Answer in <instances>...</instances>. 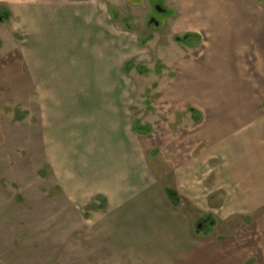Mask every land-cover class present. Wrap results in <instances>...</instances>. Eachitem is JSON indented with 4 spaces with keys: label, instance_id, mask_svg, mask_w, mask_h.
<instances>
[{
    "label": "crops",
    "instance_id": "1",
    "mask_svg": "<svg viewBox=\"0 0 264 264\" xmlns=\"http://www.w3.org/2000/svg\"><path fill=\"white\" fill-rule=\"evenodd\" d=\"M164 1V24L152 28L146 26L151 9L134 5L125 15L135 17L138 31L132 36L114 22L106 0H0V15L7 10L10 30L23 37L22 62L34 80L47 81L48 96L41 97L55 109L51 115L44 110V120L60 132L74 131L76 142L84 136L89 152L77 165L86 169L90 158L95 169L89 172L96 173L75 190L106 199L107 209L97 215L117 227L110 232L111 245L126 262L238 264L236 253L244 248L235 242L251 239L264 251V3ZM112 5L119 10L122 2ZM148 35L152 39L144 49L140 41ZM128 63L165 67L147 76L159 83L160 95L147 117L141 105L146 88L139 84L146 76L134 69L135 88L122 87ZM113 79L120 85L109 93L101 86ZM134 104L139 111H132ZM191 108L200 113L199 122ZM139 119L154 129L146 149L158 153L149 159L141 152L142 136L133 131ZM109 154L125 156L128 167L104 174L103 165L119 164ZM77 156L66 153L68 159ZM64 160L59 154L58 161ZM59 168L57 163L54 169ZM168 190L177 194L176 205ZM212 194L216 199L210 203ZM258 209L263 215L255 218L256 235L211 244L196 234L199 219L210 210L224 221Z\"/></svg>",
    "mask_w": 264,
    "mask_h": 264
},
{
    "label": "rangeland",
    "instance_id": "2",
    "mask_svg": "<svg viewBox=\"0 0 264 264\" xmlns=\"http://www.w3.org/2000/svg\"><path fill=\"white\" fill-rule=\"evenodd\" d=\"M106 1L111 7L114 22L119 23L131 36L136 34L138 27L133 24V15H125L135 9V4L140 8L146 5L151 9V16L146 21L149 28L156 25L150 23L152 18L158 23L155 27H159L160 23L164 24L167 16L164 14L167 11L164 0H121L122 6H118L123 12L112 5L113 0ZM260 1L264 3V0ZM1 15L4 18L7 14ZM10 19L11 16L0 21V264H129L117 248L111 245L110 232H115L117 227L108 224L109 218L98 217L99 211L87 210L93 203L99 206L102 202L96 198L94 200L95 193L92 191L75 190V186L82 187L83 183L88 184L94 179L96 171L89 172L95 169L94 161L87 158L86 169L78 167V159L89 152L84 136L82 142H76L80 139L71 136L74 131L71 134L70 130L68 134L63 130L60 132L53 129L52 120H44V110H48L51 115L55 109L53 102L44 103L41 97L42 92L47 95L44 90L47 81L38 84L30 66L22 62L24 58L20 46L23 37L19 32L10 30ZM185 37H182L183 41ZM150 39L152 36L148 35L140 41L143 47L138 44L145 49ZM141 65L146 68V73L134 69L139 76H146L139 84L146 88L141 97V105L147 117L154 109L152 101L160 97L156 93L159 83H150L147 76L151 73L159 75L165 67L160 63H156L154 68L148 64ZM132 71L131 74L126 72L122 85L125 90L131 91L137 83L135 71ZM119 85L120 80L113 79L103 81L101 87L109 89L111 93ZM131 109L139 111V106L134 104ZM188 112L180 115L177 122H181ZM139 121L147 125L142 119ZM150 128L152 132L143 135L141 139V152H145L148 159L150 155L158 153V150L149 152L146 149L148 138L154 131L152 126ZM68 151L73 156L78 155L77 158L68 159ZM59 154L65 159L62 163L58 161ZM113 157L118 159L119 164L103 165L100 171L106 175L123 172L127 166L125 156H108ZM57 163L62 164L63 168L55 170ZM69 174L73 175L71 181H68ZM172 192L173 198L168 196L169 201L176 205L179 199ZM119 194L115 193L117 198ZM215 199L216 194L210 195V203ZM106 209L107 206L101 211ZM262 210L242 214L245 218L236 215L224 221L216 210H210L199 219L196 234H202L205 239L211 240L207 241L211 244L225 243L234 235L242 238H245L244 235H256L260 224L254 221L257 216L263 215ZM243 223L246 229L240 227ZM120 228H124L123 225ZM241 243L235 242L237 247L244 248L241 255L236 253L238 264H264V251L262 253L257 250L259 242L248 239Z\"/></svg>",
    "mask_w": 264,
    "mask_h": 264
},
{
    "label": "trees",
    "instance_id": "3",
    "mask_svg": "<svg viewBox=\"0 0 264 264\" xmlns=\"http://www.w3.org/2000/svg\"><path fill=\"white\" fill-rule=\"evenodd\" d=\"M2 13L7 14L4 18H3L2 15H0V18L2 20H5V19L9 18L10 13L7 10L4 9V11ZM188 37L192 38L194 36L193 35H188ZM142 66L143 65H136V64H133V63H128V64H126V72L130 73L132 70H134V68H136L137 71H139L141 73H146L147 72L146 68L144 66L143 67ZM141 67L144 69V72L141 70ZM189 111L193 114L194 120L196 122H199L200 121V116H199L200 113L198 111H196L195 109H193V108L189 109ZM133 131L136 134L143 136V135H149L152 132V129L150 128V126L142 125L141 121L136 120L134 122V124H133ZM167 194L170 197V196L173 195V192L172 191H167ZM172 198H173V196H172ZM96 200L101 201L102 205L97 206L95 203H93L92 205L87 207L88 211H92L93 210V211L98 212V211H101V210L106 208L107 202H106V199L104 197H97Z\"/></svg>",
    "mask_w": 264,
    "mask_h": 264
},
{
    "label": "water",
    "instance_id": "4",
    "mask_svg": "<svg viewBox=\"0 0 264 264\" xmlns=\"http://www.w3.org/2000/svg\"><path fill=\"white\" fill-rule=\"evenodd\" d=\"M155 9L158 11V7H156ZM1 20H2V19L0 18V21H1ZM156 26H158V23H156ZM187 39H188V37H185V38H184L185 41H186ZM198 228L200 229V228H201V225L198 226Z\"/></svg>",
    "mask_w": 264,
    "mask_h": 264
}]
</instances>
